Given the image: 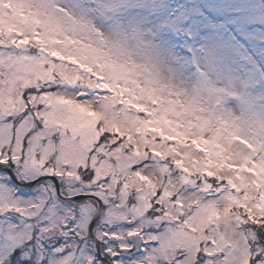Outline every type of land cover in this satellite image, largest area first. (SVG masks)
<instances>
[{"label": "rangeland", "instance_id": "374dc122", "mask_svg": "<svg viewBox=\"0 0 264 264\" xmlns=\"http://www.w3.org/2000/svg\"><path fill=\"white\" fill-rule=\"evenodd\" d=\"M0 6L9 10L0 13V128L13 114L28 116L23 130L35 124L42 131L26 148L80 175L84 186L68 187L66 195L85 190L100 197L106 206L96 221L117 223L114 231L123 237L143 230L156 235L144 260L230 264L231 244L220 232L231 226L249 245L251 264L262 248L252 246L254 233L242 224L264 215V140L233 134L223 89L214 90L211 105L161 92L152 69L137 64L136 51L151 45L131 25L151 29L190 74L221 61L258 79L264 72V0H0ZM102 15L119 33L113 43L94 23ZM155 55L163 61L165 54ZM255 91H264V81ZM101 130L124 135L126 142H100ZM234 142L248 155L237 159L229 151ZM9 161L20 180L47 173L25 160ZM38 186L23 194L0 173V264L15 255L16 264H86L93 247L80 246L79 239L67 252L48 245L44 233L69 221L74 209L59 200L51 181ZM97 207L92 197L79 205L80 235L89 233ZM166 236L171 247H165Z\"/></svg>", "mask_w": 264, "mask_h": 264}, {"label": "clouds", "instance_id": "9594fccd", "mask_svg": "<svg viewBox=\"0 0 264 264\" xmlns=\"http://www.w3.org/2000/svg\"><path fill=\"white\" fill-rule=\"evenodd\" d=\"M15 8V6H14ZM14 10V9H13ZM9 11L0 6V13ZM97 30H103L105 40L113 43L119 39V33L107 28L103 15L94 22ZM134 32L140 31L147 37L151 47L148 50H138L135 53L137 64L143 69L151 68V78L157 82L161 92L177 91L185 100L200 99L207 101L210 105L215 103L216 89L225 90L221 97L227 109V114L234 124L233 134L246 139L264 140V91H255L256 84L264 81V72L258 73V79L251 74L240 75L233 69L228 68L221 61L208 62L197 69L195 74L188 72V65L182 63L173 53L158 44L155 40L156 34L135 22L131 25ZM163 52V61L157 58L155 53ZM237 101L233 104L232 101ZM97 111L107 115V111L100 107ZM215 134V125L209 126ZM229 151L242 159L248 155L247 148L240 143H231ZM192 155H198L193 152ZM148 175L155 177V172L150 171ZM215 231V230H214ZM221 237L230 243L227 249L230 256V264H246L249 253V245L243 235L234 227L226 226L221 229ZM202 239H207L201 233ZM165 247H171V238L164 237Z\"/></svg>", "mask_w": 264, "mask_h": 264}, {"label": "flooded vegetation", "instance_id": "af4514ba", "mask_svg": "<svg viewBox=\"0 0 264 264\" xmlns=\"http://www.w3.org/2000/svg\"><path fill=\"white\" fill-rule=\"evenodd\" d=\"M7 165H9L11 168L13 167L12 168L13 170H14V168H16L14 165L11 164L10 161L7 163ZM64 169H67V168L64 167ZM3 173L9 176L8 172H3ZM15 173H16V171H15ZM44 174H46V173H44ZM47 174H50V173H47ZM59 178H60L59 186H60L61 192L63 189L67 190L68 187H72L73 185L74 186H76V185L77 186H79V185L84 186L78 179L76 181H74V180L69 179L70 177H68V176L59 177ZM47 181H50V180H47ZM51 182L54 184L55 189H56L55 183L53 181H51ZM71 183H73V184L71 185ZM88 187H85V188L88 189ZM37 188H39L38 185L35 186L34 188L30 189V190H26V191L19 190V192L26 194V195H31L32 192H34ZM84 191L76 192L75 194H72V195H68V194L67 195L73 196V195H77V194H81V193L91 194V192L89 193L87 191H85V192ZM85 201H88V200L77 199L74 202L68 203L67 205L73 207V209H74V213L70 217L69 221H64L63 223L60 224L59 227H56V228L52 229L51 231H47L46 233H44L45 237L50 240V243H48V245L50 244V248H58V247H62V246L64 247L65 246V248L68 247V250L71 251L72 250L71 243L74 240L79 239V241H81L80 246H82L86 243V244L93 247V258H95L93 261V264H112L113 261H120L121 264H135V262L140 261L142 264V262L144 261L143 258L146 257L145 255L147 254L148 249H149V247H147V246L149 244H155L156 245L157 241H151V242L145 244L143 241L137 240L135 238L114 239V238L105 236L104 233H106V232L107 233H115L114 227L118 228L119 226L117 223L113 226L112 225L109 226L108 223H103V222L101 223L98 221L93 223V229L95 228V230H93V237L91 235H89V233L80 235L82 233H80L77 229L78 219H79V216L81 214V210L79 208V205ZM65 225H66V227H64ZM144 232H146V231H144V230L141 231V234ZM116 234L119 235V233H116ZM119 236H121V235H119ZM125 236H127V235H125ZM121 237H123V236H121ZM121 244H131V245H133V247H132L130 252L122 251L121 247H120ZM107 249H113L115 252H118L119 255L111 256L109 253L106 252ZM64 251H65V249H64ZM153 264H157V263H155V261H153Z\"/></svg>", "mask_w": 264, "mask_h": 264}, {"label": "snow or ice", "instance_id": "6c2138e0", "mask_svg": "<svg viewBox=\"0 0 264 264\" xmlns=\"http://www.w3.org/2000/svg\"><path fill=\"white\" fill-rule=\"evenodd\" d=\"M17 115L22 118L17 120ZM29 115H32V113H29ZM28 118V116H23V113L13 114L12 121L6 127L0 128V163L7 164L9 160L20 163L21 160H25L28 165L39 168L41 171H46L52 176H68L73 179H80L78 172L61 168L58 163L56 166H53L48 158H39L31 147L26 148V145H31L35 139L39 138L40 132L42 131V129L37 128L35 124H33L29 132L24 131V125ZM17 211H19V209H17ZM104 235L114 239L135 238L143 241L145 244L156 241L157 239L156 235L150 231L142 234L129 231L127 236L124 235V237L116 233L107 232L104 233ZM120 247L122 251L130 252L133 245L121 244ZM106 252L111 256L119 255V253L115 252L113 249H107ZM94 259L95 258L92 257L87 258L86 264H93ZM112 264H121V262L113 261ZM135 264H141V262L137 261ZM142 264H153L152 257L148 256ZM175 264H183V261L177 257ZM256 264H264V250H261V252L257 254Z\"/></svg>", "mask_w": 264, "mask_h": 264}, {"label": "water", "instance_id": "95a60500", "mask_svg": "<svg viewBox=\"0 0 264 264\" xmlns=\"http://www.w3.org/2000/svg\"><path fill=\"white\" fill-rule=\"evenodd\" d=\"M0 170H6L12 180L15 182L16 185H18L20 188L22 189H28L31 188L35 185H37L39 182L45 180V179H50L52 180L55 185H56V189H57V196L59 198V200H61L64 203H71L76 201L77 199H81V198H87V197H92L95 200H97L98 202V207H97V211L94 215V217L92 218L90 224H89V234L93 237V223L96 222V220L105 212V203L103 202V200L98 197L95 194H77V195H73V196H67L65 194H63L60 190V186H59V181L60 178L58 176H52L50 174H43L33 180H28V181H23L20 180L17 175L15 174V172L13 171V169L5 164H0Z\"/></svg>", "mask_w": 264, "mask_h": 264}, {"label": "trees", "instance_id": "16d2710c", "mask_svg": "<svg viewBox=\"0 0 264 264\" xmlns=\"http://www.w3.org/2000/svg\"><path fill=\"white\" fill-rule=\"evenodd\" d=\"M31 90H35L34 88H30ZM102 131V136L100 138V142L107 141L111 142L110 146L111 147H116V146H122L123 143L126 142L125 136L124 135H118L117 132H103ZM125 140V141H124ZM180 170V169H178ZM87 171H85L86 173ZM204 178L212 182L214 181L212 178L207 177L204 175ZM198 182H201V178L197 180ZM156 194H158V191H156ZM182 219V218H181ZM244 227H247L254 233V238L250 239V242L252 246H260L262 250H264V215L261 216H255L254 218H250L249 221L244 222ZM256 256L251 258V264L255 263ZM18 257L15 255L12 257V259L9 261V264H16Z\"/></svg>", "mask_w": 264, "mask_h": 264}, {"label": "bare ground", "instance_id": "6f19581e", "mask_svg": "<svg viewBox=\"0 0 264 264\" xmlns=\"http://www.w3.org/2000/svg\"><path fill=\"white\" fill-rule=\"evenodd\" d=\"M62 192H64V189L62 190ZM65 193V192H64Z\"/></svg>", "mask_w": 264, "mask_h": 264}]
</instances>
